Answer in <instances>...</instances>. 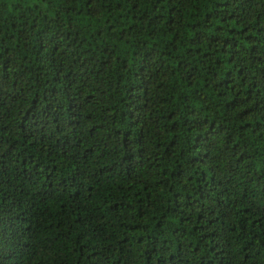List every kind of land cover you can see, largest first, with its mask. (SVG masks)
Listing matches in <instances>:
<instances>
[{
  "label": "trees",
  "instance_id": "obj_1",
  "mask_svg": "<svg viewBox=\"0 0 264 264\" xmlns=\"http://www.w3.org/2000/svg\"><path fill=\"white\" fill-rule=\"evenodd\" d=\"M0 264H264V0H0Z\"/></svg>",
  "mask_w": 264,
  "mask_h": 264
}]
</instances>
